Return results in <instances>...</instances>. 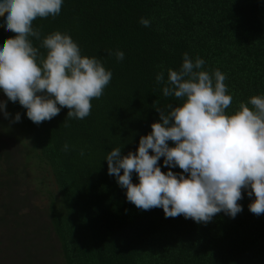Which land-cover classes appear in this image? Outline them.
I'll return each mask as SVG.
<instances>
[{"label": "trees", "instance_id": "1", "mask_svg": "<svg viewBox=\"0 0 264 264\" xmlns=\"http://www.w3.org/2000/svg\"><path fill=\"white\" fill-rule=\"evenodd\" d=\"M141 18L150 25L143 26ZM33 28L42 37L56 30L67 32L83 55L96 56L112 72L102 96L91 101L90 114L82 120L68 118L63 108L37 125L18 102L13 106L14 113L21 114L24 131L18 144L22 159L32 162L35 174L29 188L45 203L46 228L40 233L54 237L58 262L264 264V214L257 216L248 208L254 196L242 190L238 203L243 210L235 218L223 212L206 224L182 215L165 218L162 208L145 211L127 201L126 190L108 174L104 160L114 147H122L125 155L135 152L139 138L159 118L155 108L167 110V105L181 103L163 96V85L155 76L163 69L166 80L167 69H179L184 53L202 58L206 70L225 74L233 97L226 111L264 94V0H64L59 15L36 18ZM14 35L0 20V40ZM116 49L123 51V60L107 55ZM8 138L0 133V149L15 155L13 147L4 149ZM65 143L68 151L63 150ZM158 164L167 171L163 158ZM8 169L4 174L16 176L14 166ZM2 181L0 167V224L11 226L6 234L0 231V240H6L8 252L11 228L18 242L13 254L23 258L21 264H37L16 230L20 216L33 221L32 216L18 212L13 200L12 207L7 205ZM19 183L12 178V186ZM18 199L23 203L17 206L29 208L24 197ZM7 252L0 259L14 264Z\"/></svg>", "mask_w": 264, "mask_h": 264}, {"label": "clouds", "instance_id": "2", "mask_svg": "<svg viewBox=\"0 0 264 264\" xmlns=\"http://www.w3.org/2000/svg\"><path fill=\"white\" fill-rule=\"evenodd\" d=\"M64 0H0L3 27L15 33L0 40V112L5 119L8 101L18 102L26 117L39 125L67 108V117L84 119L91 101L99 99L112 72L96 56L83 55L67 32L41 36L33 28L36 18L56 17ZM148 27L150 21L140 19ZM33 40L39 41L34 46ZM40 49L44 51L41 52ZM117 61L123 51L108 50ZM205 61L183 54L177 70L162 69L155 76L164 97L181 103L155 108L158 120L139 138L135 152L122 147L108 152L107 172L125 189L127 201L138 209L162 208L165 218L183 216L197 224L208 223L223 212L230 218L240 213L242 190L249 211L264 214V94L240 101L232 111L225 74L208 71ZM13 122L21 120L17 112ZM171 142V144L169 143ZM64 144L63 150L68 151ZM81 151V155H83ZM163 158L167 171H161ZM179 168L181 172L172 169ZM135 174L136 181L133 182Z\"/></svg>", "mask_w": 264, "mask_h": 264}, {"label": "rangeland", "instance_id": "3", "mask_svg": "<svg viewBox=\"0 0 264 264\" xmlns=\"http://www.w3.org/2000/svg\"><path fill=\"white\" fill-rule=\"evenodd\" d=\"M0 100H7V97L4 96L3 93H0ZM13 106L14 103L11 101H8L6 104V110L10 113L8 119H5L3 113L0 112V133L9 136L7 139V146L4 149L12 151L10 147H13L14 151L12 152L16 155H7L3 150L0 149V167L3 171V181L1 182L3 196H5L7 200L9 199L7 201V205H10L11 207L14 205L13 207H17L18 212H22L25 215L29 213V216H32L31 218L33 221H31L30 218L20 216L18 218L20 225L16 227V230H19L21 233L20 240L23 242L24 248L27 249L29 253H32V256H35V259L39 261L37 264H60L58 262L59 258L57 256L56 249L55 252H53V248H55L54 237H52L50 234L42 235L40 233L42 230H44V228H46L45 217L42 213L45 211V203L42 202L41 197L33 194L29 188L30 185L28 182L31 184L30 181L32 178L34 179L35 174H33L34 172L32 168V162L23 161L22 159L24 152L20 150L18 144L19 139H21L24 134V131L20 125L21 120L19 122H13L12 118L15 115ZM2 143L4 144L6 142ZM9 166L15 167L16 171L14 172L16 173V176L4 174L6 171L8 173L10 172L8 169ZM12 178H16L20 183L18 185L12 186ZM19 196L24 197L28 201L27 204L29 205V208L25 205L17 206L23 203L20 199H18ZM10 200H13V205L10 203ZM3 211L4 209H0V214L3 213ZM24 222L25 224H23ZM9 226L10 225L6 226L0 224V231L5 234L8 233ZM9 237L11 238V243L8 252V244L6 240H0V251H2V253L0 252V255L7 252L8 257L14 262V264H21V260L23 261V258L21 257L20 260L13 254V250L17 247L18 242L16 233H13L11 228L9 231ZM0 260L3 261L2 264H11L8 258L2 257Z\"/></svg>", "mask_w": 264, "mask_h": 264}]
</instances>
